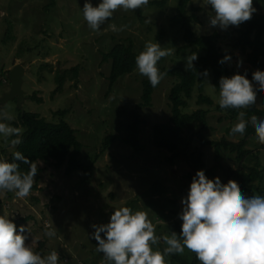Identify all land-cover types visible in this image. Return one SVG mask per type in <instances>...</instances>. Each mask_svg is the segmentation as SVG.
Wrapping results in <instances>:
<instances>
[{"label":"rangeland","instance_id":"374dc122","mask_svg":"<svg viewBox=\"0 0 264 264\" xmlns=\"http://www.w3.org/2000/svg\"><path fill=\"white\" fill-rule=\"evenodd\" d=\"M157 1H164V4L147 5L134 11L117 9L99 31H93L83 18L84 0H0V109L13 117L6 123L15 127L18 114L23 110L58 122L60 116L56 112L66 110L65 119L76 129L83 143L82 162L92 164L89 173L81 171L68 175L65 168L56 169L51 163L39 162L38 165L44 168L38 178L39 190L25 198H18L8 191H3L0 196V212L12 214L15 223L25 219L19 225L30 230L31 236L26 243L31 241L42 255L56 250L58 264H106L103 254L96 250L98 242L90 235L94 231L92 224L107 223L114 208L126 206L132 199H137L138 206L131 209L146 211L156 225L158 236L170 235L172 231L179 234L181 197L187 194L191 182L187 174L203 169L212 178L207 171L215 161L213 148L204 149L206 166L192 169L187 158L182 157L176 165L169 166L167 152L149 148L153 125L169 114L168 96L176 82L173 77H166L154 92L153 104L141 109L144 152L132 157L128 147L119 141L111 147H103L108 132L125 134L130 122V115L125 110L135 108L141 101L142 83L147 79L135 68L110 87V63L104 60V54L115 42L132 41L138 54L146 42L158 41L162 47L174 49L173 55L161 58L159 68L177 66L185 69V57L190 55V49L178 53L186 42L180 25L172 19L177 13L178 0ZM92 3L95 5L98 0H92ZM188 12L197 18L193 27L198 35L214 31L221 34L219 46L224 54H235L228 61L230 67L239 71L247 66L245 56L230 45L242 22L226 29L209 26L212 10L205 0H192ZM148 18L151 22L145 23ZM112 23L117 27L126 25V28L114 32L109 27ZM7 28L11 30L9 36L6 35ZM16 64H22L26 69L22 84L25 99L21 106L16 97H5L11 88L8 74ZM77 65L78 75L72 79L70 74ZM60 71H67V80L63 91L57 93L56 74ZM205 93L218 102V92L212 85H207ZM197 94L195 91L188 111L201 107L196 102ZM33 96L42 98L43 102L39 103ZM257 101L264 107V93L259 94ZM212 124L216 132L210 137L220 139L224 125L217 120ZM1 141L0 146L5 147L6 154L12 152L15 145L11 144V139L2 138ZM198 146L197 142L194 156L199 153ZM248 148L260 152L264 168V144L258 142L256 135L249 138ZM222 163L224 166L238 165L234 155L224 158ZM255 163L253 158L245 161L248 166ZM139 179L145 181L142 186L134 183ZM226 179L225 175L223 180ZM147 187L149 194L143 190ZM45 224L55 228L54 236L45 235ZM165 246L161 239L155 247L163 250ZM185 252L195 255L187 249ZM167 259L173 264L170 257Z\"/></svg>","mask_w":264,"mask_h":264},{"label":"clouds","instance_id":"9594fccd","mask_svg":"<svg viewBox=\"0 0 264 264\" xmlns=\"http://www.w3.org/2000/svg\"><path fill=\"white\" fill-rule=\"evenodd\" d=\"M211 6L209 26L226 29L251 19L256 11L253 0H205ZM149 4V0H84L82 14L89 28L99 31L101 25L109 20L117 9L124 11ZM151 18L145 20L150 23ZM109 27L114 32L123 31L126 25ZM173 48H164L157 42H146L145 47L135 57V65L140 75L146 76L149 83L156 87L166 76L160 70L161 58L171 56ZM197 52L185 57V71L195 68L193 61ZM225 54L220 63L229 61ZM208 74V70L198 75ZM259 92L264 93V72L256 71L250 82L246 74L234 73L221 76L219 80L218 104L222 109H247L254 106ZM246 113L237 114V122L230 132L243 136L249 124L254 128L257 140L264 144V118L255 115L245 119ZM13 117L0 109V137L11 139L12 145L22 143L21 127L11 126L6 121ZM9 160L0 156V191L14 192L18 198L28 197L38 166L21 151L12 154ZM22 162L28 171L22 173ZM182 209L178 213L182 221L179 234L172 231L163 237L156 234V225L144 210L133 211L129 206L114 208L107 223L92 224L91 237L97 241V251L101 252L106 264H169L171 254L188 251L195 254L200 264H264V194L242 193L238 184L229 180L221 182L219 176L209 178L203 169H198L191 179L189 189L181 197ZM12 214L0 212V264H58L56 250L42 255L31 243L27 226L17 227ZM45 235H55V228L45 224ZM103 233V235H101ZM163 239V250L155 247Z\"/></svg>","mask_w":264,"mask_h":264},{"label":"trees","instance_id":"16d2710c","mask_svg":"<svg viewBox=\"0 0 264 264\" xmlns=\"http://www.w3.org/2000/svg\"><path fill=\"white\" fill-rule=\"evenodd\" d=\"M191 1L178 0L177 13L172 19L177 25H180L186 42L179 48L178 53L186 52L188 49H190V54L194 51L197 53L202 52L193 61L195 68L185 71L184 68L177 66L161 67L160 70L167 74L156 87L149 83L148 78L145 79L142 83L141 101L133 109H124L130 115V122L127 125L125 134L108 132L104 137L103 147H111L115 142L119 141L128 147L127 150L131 151L132 157L134 154L136 157L141 155L146 149V144L142 141L143 119H141V109L151 106L155 90L166 77H173L176 82L171 87L168 96L169 114L166 119L159 120L153 125V137L151 135L149 148L153 147L154 149L167 152L166 163L169 166L176 165L177 161L182 157L187 158L191 169L192 167H205L204 149L213 148L215 161L207 171L208 174L212 175V178L219 176L224 184L232 180L238 184L241 192L245 194H264V168L261 166L260 152L248 148L249 138L256 135L254 128L249 124L243 136L230 132L233 125L237 122L238 111H245V119L253 115L257 118H264V107L259 106L258 101H256L254 106H250L247 109H222L212 96L205 93L207 85H212L219 95V80L221 76H231L238 72L246 74L251 82L254 72H264V13L262 12L264 11V0H253L256 11L252 14L251 19L241 23V27L236 30V34L232 37L231 47L234 50H239L245 56L247 62V66L239 71L230 67L228 61L219 62L225 54L219 46L221 34L218 31L205 35L196 33L193 23L197 21V18L188 12ZM163 4L164 1L152 0L149 1L148 5ZM8 28L6 31L7 36L11 34V30ZM136 55L137 52L132 41H129V43L124 41L115 42L109 51L104 54V60L110 63V74L108 76L110 87H113L122 76L131 74L135 70ZM230 56L233 58L235 54L232 52ZM205 69L208 70L206 77L198 75V73L202 74ZM72 72L73 74H70V78L76 79L79 66L74 67ZM66 73L60 71L56 74L58 86L55 91L57 93L63 91L65 80H67ZM254 88L258 97L260 94L259 88ZM195 91L198 93L196 102L201 107L188 111L187 108L190 106V100L193 99ZM33 99L39 103L43 102L42 98L33 96ZM66 113V110L56 112V115L60 116V120L53 122L36 112L20 111L18 122H15L14 125L23 129L21 134L22 143L15 145L12 152L8 154H6L5 147L0 146V156L12 160L13 152L21 151L33 163L37 164L38 172L34 178L30 194L37 189L39 190L38 178L40 173L44 171V168L38 165L39 162L51 163L56 169L65 168V172L68 175L81 171L84 173L91 172L92 164L82 162L83 143L79 140L76 129L65 119ZM214 120L224 125V134H222L220 139L210 137L216 132V127L212 124ZM238 137L239 140L237 139ZM12 138L9 137L8 139ZM1 140L2 137H0V143H2ZM197 142L199 144V153L194 156ZM232 155H234L238 165L231 166L229 164L224 166L222 163L224 158ZM248 158H253L256 163L248 166L245 164ZM92 160L94 163L96 156ZM18 163L20 164L19 170L22 173L28 171V165L19 161ZM225 175L227 179L224 181ZM193 176L192 171L187 174L190 180ZM144 182V180L140 179L139 181H134L135 184H138L137 186H142ZM143 190L149 194V188ZM2 193L3 191H0V196ZM126 206L132 209L137 207V199H132ZM23 220L25 219L21 218L16 221L17 227ZM169 257L173 264H200L195 255L193 256L186 252L171 254Z\"/></svg>","mask_w":264,"mask_h":264},{"label":"water","instance_id":"95a60500","mask_svg":"<svg viewBox=\"0 0 264 264\" xmlns=\"http://www.w3.org/2000/svg\"><path fill=\"white\" fill-rule=\"evenodd\" d=\"M26 69L22 64H16L9 72L8 79L11 83V88L7 94H5L6 98H14L18 99L19 105L21 106L22 102L25 99L24 90L22 88L23 84V76L25 74Z\"/></svg>","mask_w":264,"mask_h":264}]
</instances>
